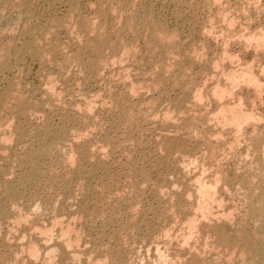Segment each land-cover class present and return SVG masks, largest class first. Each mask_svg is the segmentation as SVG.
I'll return each instance as SVG.
<instances>
[{"label": "bare ground", "instance_id": "1", "mask_svg": "<svg viewBox=\"0 0 264 264\" xmlns=\"http://www.w3.org/2000/svg\"><path fill=\"white\" fill-rule=\"evenodd\" d=\"M95 1L97 2V4L95 2V6L93 7L94 0H0V247L3 245L7 247L11 245L10 248L13 247L14 245L12 246L11 243H13L14 241L12 242L10 240L11 241L10 242L8 235L11 232L12 233L15 232L14 234L17 233V235L19 234L18 241L21 240L22 243L21 242H19V244L17 243V245H15L14 247L16 251L14 250L15 251L14 254H11L12 255L11 257L16 256L14 259V264H17V263L18 264H116V261L119 259V258L115 259L114 257L116 256H114V257H110L109 259L110 261L109 260L106 261L104 260L105 259L104 251L106 249L104 251H101L100 249H98L99 247L96 246L95 249L97 250L94 249L95 251L94 250L89 251L90 249L87 250L86 247H84V245L86 246L89 243H91L92 239L95 241V239L92 238V236L90 239V234H89L90 227H88L90 225H88V222L91 221L90 219L92 217L89 218V216L86 215V209H89L90 206H93L90 204V202H91V199L94 197V195H92L93 192H97L96 190L98 189V188L96 189V186H98L96 182L98 180L96 181L95 175L99 167H97V169L92 168L93 171L97 170L96 172L91 171V169L90 171L88 170L89 172H87L85 170V167L86 166L88 167L89 165V164L88 165L86 164V161L87 162H89V160H93V161L95 160V162L97 161L96 159H93L92 157L94 155V153L92 152H95L94 147L96 145L95 144H94L95 146L92 145L93 146L92 148L94 150L91 152V156L88 153L86 154L87 151L86 152L83 151L85 152L86 155H89V157H91V159L87 158L88 160H86L84 159L85 155H83L84 154L83 152H82L83 154L80 153L79 155V153L75 152L77 149L76 150L72 149L76 145L75 146L73 145L74 147L72 146L71 148V145L74 144L75 142L71 143L72 141L69 139V135H68L69 129H70L69 121H63L61 124V128L58 127L57 129L49 128L48 125L45 124L46 121H43L44 123L40 124L41 126L37 125L41 122L40 120H38L40 121L39 123H37L38 121L36 122V119L38 118V116L40 117V114H43V113L45 114L47 110L49 114H50L49 111L51 109L54 110V112L59 113V114L63 112L64 108H62L63 105L61 104L62 103L61 99H62V96L64 97L65 94H62V92L66 93L67 90L64 86H62V88L64 87L66 91L64 89L62 90V88L60 89L58 87L59 86L58 84L61 80L62 81L68 80V77L71 74V73L69 74V71L71 70V68L74 69V67H72L73 65L74 66L77 65V67L79 68V69L77 68L78 69V71L76 72L77 74L75 73L74 75L75 77L77 76L76 77L77 80L85 79V76H86L88 77L89 81L91 80L90 82L96 83L101 78L100 76L102 75V73L105 72L104 71L105 69H110L108 71L111 74H113V76H111L110 74L112 78H114L115 77L114 74L118 72L119 74L118 76H121L122 79L125 78L126 82H127L126 77L129 78L130 76L128 72H125L126 70H129L128 68H126L128 66L125 65L124 67L123 63L125 61L127 62L129 57H130L129 59H133V60L136 59L138 55L135 56L136 58H134V56L132 57V55H134L133 50L131 48L133 45L132 43L129 44L131 40L127 38H129V36L131 35L130 33L133 32L131 36H134V33L136 31L141 32V30L143 31V36L141 37H144L146 35L145 34L146 31L143 30L144 27H142L141 30H138L139 29L138 25L139 27H141L139 23L142 22L137 18L138 16L136 17L135 15L133 17H130L131 15H129V13H132L130 12L129 2L131 4L133 0L131 1L128 0L129 13L128 11H126V13L129 15L127 16L129 17V19L125 20L124 18H121V19H124L125 22H127V24L125 23L124 24L129 25V28H130L129 30H133V31H129L130 33L128 31H125L127 32L125 35L126 37L122 35V37H124V39L122 40L125 41L127 39L128 43L125 41L127 43L125 44L123 43L124 41L121 42L122 40L121 41L119 40L120 43L118 41H114V40H118L117 38L113 40L114 43L117 42L114 45L113 43H111L112 40H110L111 39L110 37L112 36V38H114L115 37L114 35L116 34V32L112 31L113 34L112 32L109 33L110 35L111 34L112 35L111 36L109 35L108 37L107 31H106L107 35H105L104 33L105 25L101 23L102 21L105 22V20L108 17L107 16L106 19L102 18L108 15L105 13L106 11L104 10L105 7H103L104 9H102V6L106 2L109 3V0L107 1L104 0L105 2L103 0H95ZM112 1L113 0H111V2ZM100 2L101 4L102 2H104V4H102L101 6V9L99 8L100 11L103 10L100 15H101V19H104V20L101 21L100 19V23H98L99 21L97 20L100 17V15L98 16L99 12L97 15H95V17H92L91 15L93 14L92 13L86 14L85 12L87 11L85 9L87 8L93 9L96 7L95 8V13H96L97 5L98 7L99 5H101V4H98ZM113 3L117 5L116 0ZM134 3H135V0H134ZM112 5L108 6V8L106 9H109V7H112ZM118 5L120 6V4ZM126 5L127 3L125 2V6ZM132 5L134 4L132 3ZM119 6L117 7L121 8V6L120 7ZM122 9L120 10L121 12H122ZM126 9H127V6H126ZM120 11L119 12L117 11L119 15L116 12L115 13L111 11L109 12L113 13V15L117 14L116 17L118 16L120 17L121 15ZM124 12H122V14ZM103 13H105V15ZM111 13H110L111 15L110 17L113 16ZM123 15L125 16V14ZM123 15H121V17ZM113 17L115 18V16ZM117 19H115V21L119 20L118 23L114 21V24L116 25L117 23V25L115 26L113 24V26H115L116 28H118L117 26H119L121 27L120 29H122V26H120L122 23L119 25L120 19L118 20ZM137 19L139 22H137ZM233 22L230 21L231 24H229L228 26L229 27L232 26L234 24ZM124 24H123V28H124ZM110 26L109 28H111ZM115 27H113L114 30L116 29ZM125 28L126 29L124 30H127L128 26H126ZM120 29L119 31L121 32ZM116 30H117V34H116L117 36L119 35L118 34L119 32H118V29ZM127 34H130V35L127 36ZM137 34H140V33L137 32ZM137 34L135 33V35ZM249 34H247V36L245 37V40H243L244 37L243 38L241 37L240 40L245 41L242 43L243 44L246 43L245 45L249 47L255 46V48L253 49H255V51L257 52L256 54H258L259 52L260 55L262 54L264 55V34L260 32V34H257V35L253 34L254 36L253 35L248 36ZM118 37L121 38L120 35ZM134 37L136 40L137 37L136 36ZM134 37H132V39H134ZM229 37H232V35ZM144 38L146 39L148 38V36L146 35ZM162 38L164 39L163 40L164 42H165V39L167 41L166 36L165 38L164 37ZM229 40L230 39H228L227 41ZM136 43L137 41H135V46L137 45ZM152 43L153 42H151V44L148 43L150 46H147L148 48L147 50L151 49L149 52L154 51L159 46V43H158V45H156L157 47H155V49L152 50L153 49L152 47L155 46V45L152 46L153 45ZM167 43L170 44L169 41ZM228 43L230 44V42ZM239 43H241V41ZM122 44H124L125 46H123ZM161 44L163 45V47L164 45H167L166 47L168 49L169 44H166V43L164 44L163 42ZM174 44H176V42ZM174 44L172 48L170 47L171 46L170 44L169 46L170 51H174L176 48H177L176 50L179 49L178 46L180 44L179 45L176 44L177 47L175 48H174L175 46ZM181 45L184 46L183 43ZM135 46H133V48H136ZM180 47H181L180 49L182 50L183 49L182 46ZM252 47L250 48L252 49ZM108 48L112 50V53L111 54L109 53L111 55L110 57L106 55L107 51L109 50ZM245 48L246 47L244 46V49ZM88 50L91 51L89 55L93 56V60L91 61L88 60L89 62L85 63L83 62L84 60H82V58H83V55L86 54L85 52H89ZM136 50L134 52L137 54L138 52H136ZM223 50L226 51L227 49L226 50L223 49ZM224 53L225 54H223L224 56L222 55L223 56L222 59L220 58L221 59L219 61L220 65L222 62H224L229 57L228 53L226 52ZM181 54L182 53H180V55ZM195 54L199 56V54H197L196 52L194 53L193 57L191 56L192 54L190 56L192 58L195 57L198 60ZM89 55H87V57ZM170 55L171 56L173 55L175 57V54H173L172 52L169 53V57ZM177 56L179 57V55ZM258 56L259 55H257V57ZM180 58H183V57H180ZM195 58L194 60L191 58L190 59L196 62ZM175 60H177L176 57H175ZM180 60L182 62L183 60L179 59L180 64H182ZM199 60L201 59L199 58ZM199 60L197 62H199ZM130 61L128 63H130ZM136 61L138 62V58L136 59ZM230 61L231 59L229 57L228 62ZM126 62L125 64H128ZM225 62L221 65V67L220 66L218 67L220 71L222 70L223 76H225L226 82H223V83L216 82L218 84L217 87H215L213 90H211L208 93L207 91H205L206 95L205 93H202L204 92L203 91L204 89L201 88L203 90L200 89L201 92L197 93L198 99L195 97V102L197 103H194L195 106L192 105L195 108L196 106L197 107L199 106L200 109H202L203 100H205L204 98H206L207 100L211 98L217 102L216 104L217 112H215V114L213 113V115L212 116L210 115L208 118L202 115L205 118L203 120L199 119L196 116L199 120H201L199 121L201 124L199 123V125L196 126L197 128L198 127L200 128V126L205 125L209 121L216 122V126H214V128L210 126L212 124L211 122H209L210 124H206L209 127L214 129L212 131L207 128L203 129L205 128L204 126L203 128H201V130L203 129L202 131L206 132L205 136L207 137V140L205 138L206 143L205 144L203 143V146H202V147L204 146L206 147V149L204 148L205 150L203 152L204 153L203 156L202 157L200 156L201 157L200 159H197L198 158L197 157L194 160H192L193 154H191L192 157L190 158L188 157L189 159H186V158L176 159L174 157L170 158L168 156L169 158L166 157L168 159L165 158V160L162 161L163 168L164 167L167 169L174 168L173 170H176L177 172L182 174L180 176L181 177L183 176L184 178V179L182 178L186 186L184 188L186 193L184 194L185 195L187 194V197H185L183 201V203L185 204V208L183 207L184 205H182L183 210L180 207L181 211L177 212L173 209L175 208L176 206L175 205V206H172L171 209H173L172 212L174 211L173 216L177 215L178 213L181 215H184V217L187 219V223H186L185 230L182 233H179L180 235H178V237L174 234V236L176 237V241L174 242L175 244L177 242L176 246L178 247V249H175L176 253L173 254L171 252L172 250L171 248L175 246L173 245L171 240L166 241L163 247L162 246L160 247V244H158L159 246L157 247L155 246L156 247L155 256L152 257V259L150 258L151 260L147 258L149 259L150 264L152 263L153 264H177V263H180L178 262V259L181 260V263H183L182 260L184 258L182 259L180 257H183L184 254L186 255L187 253H184L183 256L181 253L187 252V249L190 251V254L188 253V255H190V259H188L189 260L188 264H264V109H263V106H264L263 105L264 104L263 103L264 102L263 101L264 67L261 66L259 75H257L258 73L254 72L255 71L254 68L253 69L251 68L252 66L249 65L248 67V62H246L247 64L244 63L245 64L244 66H242L243 64H241L242 67L240 66L239 70L238 69L235 70L232 67L234 70L228 69L229 71L228 70L226 71L228 67ZM255 62H254L253 67L255 66ZM175 63H172L173 66L175 65ZM231 63L233 64V60ZM231 63L229 65H231ZM258 64L256 65V67L258 66ZM111 69H113V71H111ZM160 70H161V67H160ZM34 71H35V75L37 76V84L33 87L31 86L32 88L28 92H26L24 91V89H26L27 87L26 88L24 87V83H25L24 81L27 78V76L32 74ZM108 71H106L107 74H109ZM115 71L117 72L112 73ZM70 72H74V71H70ZM168 73H165V75ZM74 76L71 78H74ZM118 76L116 77V79L119 78ZM221 76L222 75H220V77ZM103 77H104V74H103ZM76 78H74V80ZM116 79L114 78V80L113 79L111 80H113L114 82L115 81L117 82L118 80H120V78L117 80ZM87 80L85 79V82ZM129 80L128 82L130 84L131 80L130 81ZM157 81L158 80H156V82ZM80 82L82 84L84 81L82 82L81 80ZM126 82H125V85H127ZM135 82H136L135 84H138L139 80H135ZM93 83L91 84L95 85V83L94 84ZM101 83H102V79L100 81V84ZM122 83L124 84V81H122ZM131 83H132L130 85L131 87L128 90L129 92L128 91L127 92L132 95L133 94L136 95L139 91H141L143 87L140 86V84L139 86H136L135 84H133V81ZM110 84L113 85V82ZM129 84L126 88L129 87ZM84 85L86 86V84ZM98 87L100 88V86ZM239 88L243 90L242 94L240 93L241 96L248 94V96L246 97V100H244L243 98L234 97L236 95L235 94L236 90H239ZM78 90H81V89L78 88ZM124 90L126 92L127 89H124ZM244 90L247 92L246 94L244 93ZM151 91H155V90L151 89ZM80 93L81 92L79 91V94ZM96 94L97 92L95 94H92V92L86 94V91H85V94H81L80 96L78 95L80 99H78V101H76V103L73 104V107L70 108L69 111L76 116L82 113L83 115L81 114V116H83L82 117L83 119L89 117L90 114H93L91 113L94 111L93 107L95 108V105L97 104V101L99 100V99L97 100V95L100 96V94H97V95ZM126 95H129V94L125 93V96ZM126 97H129V96H126ZM130 98H131V95H130ZM130 98L126 100H131L132 98L131 99ZM223 99L224 101H222ZM225 99L227 100L225 101ZM123 100L125 101V99ZM134 100H132V102ZM124 101L121 103L124 104ZM129 103L130 102L126 104H129ZM60 104L62 105V107L60 106ZM98 104L96 105V107L98 106ZM126 104H124V106ZM259 105L262 108V110L259 109L258 107ZM126 108L124 107V110ZM175 109H173L174 112H175ZM133 112L134 111L131 110L130 113H133ZM130 113L128 111V114L126 115L133 116V114H130ZM46 116L48 115L45 114V117ZM42 117H44V115ZM79 118H81L80 115H79ZM171 119H174V117H173L172 112H169L168 114H166V120H167L166 122L167 123L169 122L170 125L174 124L173 123L174 120H172L170 123ZM194 119H192V121ZM198 119H197V122H198ZM123 122L121 123L119 121L118 123L120 125L125 126ZM84 123L86 125L88 124L85 121H83V124H82V121H81L82 125H85ZM167 123H165L166 127L168 125ZM192 123L194 125L195 121ZM78 125L80 126V124ZM173 127H175V125ZM189 127H191V125ZM111 129H108V130H111ZM190 129H193V128L191 127ZM71 130L74 131L75 128L74 129L71 128ZM85 130L86 129H84V131ZM191 131L193 133V130ZM36 132H39L41 134V138L38 141H35L37 143L34 144L33 141L35 140L34 135L37 134ZM56 132H58V134H56ZM74 132L76 133L77 131H74ZM104 132L106 133V131ZM194 133L199 134L201 132L195 128ZM202 133L204 134V132ZM82 134L80 132L78 135L77 133L74 134L76 135L75 136L76 139L74 138L73 139L76 141V143L77 141L80 142L82 140V136H81ZM87 136H88V133H87ZM83 137L85 138L84 141H86L87 137H85V135ZM103 137H105V139H103L105 144L100 143L99 145L101 146V144H103L105 146L107 144L109 146V143L111 142L110 139H108L109 137L105 135ZM194 137H196V135ZM198 138H202V137L200 136ZM103 140L101 142H103ZM87 141L89 143L91 142L89 140ZM201 141H203V139ZM99 142L100 141H97V145ZM29 143L33 144L32 145L33 148L28 153L27 152L23 153L22 149H24L25 151ZM25 144L26 145L28 144V145L23 146ZM82 144H83V141H82ZM177 144L178 143L176 142V145ZM79 145H81V142L79 143ZM99 145L96 147H100ZM184 145L186 144L184 143ZM22 146L24 148H22ZM104 146H102V148L100 149L102 150ZM105 147L107 148V146ZM222 147L224 149H222ZM83 148L86 149L85 147ZM106 148H105V151H106ZM88 150L91 151L90 146ZM101 150L99 151V153L97 151L99 155L97 153H96L97 155H94L96 156L95 158H97L98 156L100 160L102 159V156L104 158L107 156V155L105 156L106 154L104 153L105 151L102 152ZM168 152L170 153L171 150ZM172 152L174 151L172 150ZM190 152L192 153L193 151H190ZM169 153L168 155H170ZM179 153L177 152L176 154L179 155ZM54 154H56L57 156L58 155L61 156V154L64 155L63 158L65 159V161L63 160L62 163L65 162L66 163L65 166L67 165L69 167L72 166L71 167L72 169L73 167H76L75 168L76 170H75V175L73 176L72 174L73 177L70 176L72 180L70 184H67L68 186L66 187L65 194H63L64 199L62 196L60 197L62 199V201L60 202L59 200L54 201L52 199L54 202L52 201V205L51 206L49 205L50 207L53 206L52 210L56 211V213H53V215L52 213L51 214L48 213V216H46L47 211H50L51 208L49 207L50 208L49 210L48 203L46 204V207H44L43 199L41 200V198H36L35 197L36 195L34 194V192H35V188L38 185L39 181L42 178H44L46 171L51 169V168L48 169L49 168L48 164H50V162L55 159ZM171 154H172L171 155L172 157L175 154V152L174 154L173 153ZM185 155H186V152H185ZM100 160H99V164L102 165L103 162ZM46 161L48 162V164L46 163ZM228 162L229 163L232 162L229 164L230 166L232 164L231 166L232 169H227L229 167L227 165ZM91 163L90 165H92V167H95L93 166L94 162H91ZM46 165H48V168H46ZM225 165H227V168ZM19 167L21 168V170L19 169L20 172L17 171L18 173H16V170ZM69 167L67 169H69ZM69 173H71V171ZM51 174L49 171V175ZM163 176L164 175H162V179L166 185V183H169L167 180L169 178L166 179V177H163ZM68 180L70 181V179ZM88 180L91 181V185L88 183ZM78 193H81V194H78ZM157 193L159 194V198L160 196L164 197V194L161 190H158ZM95 196L96 197H94V199L97 198L99 200V198L97 197L98 195L96 194ZM165 198L163 199L165 200ZM45 201H48V200H45ZM94 202L97 203V206H94V208L99 207L98 205L100 204V200L99 202H96L94 200ZM94 202H91V203L96 205ZM72 204H73V207L74 205L78 207L76 208V211L74 208H73V211L70 210L72 208L71 207ZM43 207L46 208L45 212H43L44 211ZM95 210H97V208H95ZM95 210L93 209V211ZM97 212L98 213L96 215L100 217L98 215L100 214L98 210ZM92 213L93 214H91V216L94 215V212ZM8 215H13L11 216V217H14L13 222L10 221L11 223L10 222L6 223L5 219ZM42 215L47 217V219H45L48 222L47 224L45 223L41 224L42 222L41 223L39 222L40 217ZM173 219H172V222H173ZM78 221H80L84 225H82L81 223L79 224ZM86 225H88L87 228H86ZM3 226L8 227L6 228L7 233L5 232L6 234L4 235L1 230ZM90 229H92V227ZM175 230H177V228ZM170 232H169V235L171 237L173 236L172 235L173 232L172 234ZM165 235H168V234H165ZM99 244L100 243H98V245ZM117 245L119 244L117 243ZM94 247L95 246H93V248ZM120 249L121 248L116 249V250L119 251ZM3 253L4 252L0 250V264H9L11 260L7 257L9 256V254L5 255ZM93 253L96 254L97 256L96 255L94 256ZM126 260H128V258ZM118 261L117 263H120V261L119 262Z\"/></svg>", "mask_w": 264, "mask_h": 264}, {"label": "rangeland", "instance_id": "2", "mask_svg": "<svg viewBox=\"0 0 264 264\" xmlns=\"http://www.w3.org/2000/svg\"><path fill=\"white\" fill-rule=\"evenodd\" d=\"M105 1H107V0H105ZM114 1L115 0H113L111 2V0H109V3L106 2L107 4L106 3L105 4L107 6L104 4V2H102V4H104L105 6L104 5L102 6L101 2L98 3L101 5H99V7L97 5L96 13H95L96 7L93 9L87 8V9H85L87 12H85V10H84V12L86 14L92 13L93 15H91V16L95 17V15H97L98 12H99V14H98V16H99L101 14V12L103 11V10L100 11L99 8L101 9V6H102V9H104L103 7H105L104 10L107 11V12L105 11V13L108 15H106L102 18L106 19V17L108 16L107 19L105 20L106 23L104 21H102L104 19H101V15L97 21H99L98 23H100V19H101V21H102L101 23H103V25H105L104 33H105V35H107V33H108V35H107L108 37L110 35L109 33H111L112 31L113 32L115 31L117 34L116 29H118V32H119L118 34L121 36V38L118 37L119 35L116 36L115 33H114L115 37L112 38L111 35L113 34V32L110 35L111 36L110 40H112L111 43H113V45L115 43H117V42L114 43V41L119 42V40L121 41L122 39H124V37H126L125 35L127 32H125V31H128V32L133 31V30H129L130 29L129 25H125V24H127V22H125V20L129 19V17H127V16L131 15L130 17H133L136 15V17L138 16L137 18L140 21H142L141 23H139L141 25V27H139V25H138L139 29L138 28L137 29L141 30L142 27H144L143 30L146 31L145 34L148 36V38H146V39L149 42H147L146 39L144 38L146 36L145 34H144L145 35L144 37H141V36H143L142 30H141V32H139V31L135 32L136 34H137V32L140 33V34H137L138 36L135 35V33H134V36H136L138 38V39L136 38V40H135L134 36H131L133 34V32L132 33L129 32L131 35L127 34V36L130 35L129 38H127V39L132 41V42L130 41L129 44L132 43V45L135 46V41H137V43H136L137 45L135 46L136 48H133V46L131 47L133 50V53H134V55H132V57L134 56V58H136L135 56L138 55L137 56L138 62L136 61L137 58L133 60V59H129L130 58L129 57L128 61L127 62L125 61V62L128 63L130 60H132L133 63H132V61H130V63H128V64H125V62L123 63L124 67H125V65L128 66L126 68H128L129 70H126L125 72H128V74L130 75L129 76L126 73L129 76V78L126 77V80L128 82V80L130 79L131 80V81L129 80L130 84H129V82L127 83L125 81V78L122 79L121 76H118L119 74L117 71L112 72V73L117 72L116 73L117 75L114 74V76H115L114 78L116 79V77L118 76L120 78V80L117 81L118 83L116 81L114 82L113 81L114 78L111 77V76H113V74H111L108 71L110 69L104 70L105 72L108 71L109 74H107V72H106V74H105V72L102 73L99 81H97L96 83L94 82L95 85H92L91 83H93V82H90L91 80L89 81L88 77H86V76H85V79L86 80L88 79L86 81L87 83L85 82V79H81L82 82L84 81L81 84V82H80L81 80H77V78H76L77 76L76 77L74 76L79 68L77 67V65H75V66L73 65L72 67H74V69L75 68L76 69L74 70L73 68H71L70 71H74V72L69 71V74L71 73L70 74L71 76L69 75L68 80H63V81L61 80L58 84L59 85L58 87L60 89L62 88V86H64L67 90L66 91L64 87L62 88V90L64 89L66 91V93L62 92V94H65V95H64V97L62 96V99H61L62 103L60 102L63 105V107L61 104H60V106L62 108H64L65 111L63 110V112H61V114H59V113L54 112V110H52L50 108L51 109L49 111L50 114L48 113V110H47L45 114L48 116L45 117L44 113L40 114L41 118L38 116L39 119L37 118L36 122L38 120H40L41 122L38 121L37 123H39V122L40 123L37 125L41 126L40 124H43L44 123L43 121H46L45 124H47L49 128L57 129L58 127L61 128V124L63 121H69L70 129H69L68 135H69V139L72 141L71 143H74V142L76 143V141L74 140V139H76V137H75L76 135H74V134L77 133V135H78L79 132L81 134L84 133L81 135L82 136V140L80 141L81 145H79V143H80L79 141H77L76 144L75 143L72 145L69 144V145H71V148L73 145L77 146V147L73 146L74 148H72V149H74V150L77 149L78 151L76 150L75 152L79 153V155L83 151H85V152L87 151L86 154L88 153L91 156V152L94 149H95V152H92V153H94V155H97L99 153V151L101 150L100 148H102V146H104L103 144H101V146L99 145L100 143H104L103 139H105V137H103V136L105 135V136L109 137L108 139H110V141H111L109 143V146L106 144L105 146H107V148L104 146V148H103L104 150L103 149L101 150L102 152H104L105 148H106V151L104 153H106L105 156L106 155L107 156L105 158L102 156V159L100 160L98 156H97V158H98L97 159V158H95L96 156H94L92 154L93 159H96L98 161V163H97V161L95 162V160L94 161L89 160V162L90 163L91 162L96 163V164L93 163V166H95V167H92V165H90V163L86 161V164L90 165V166L88 165V167L87 166L85 167V170L87 172H89L90 169H91V171H93L92 168L97 169V167H99L97 169L98 171L96 170L97 172L94 170L96 172V175H95L96 178L95 179H96V181L98 180L96 182V184L98 185V186H96V189L97 188L98 189L97 190L95 189L97 192H93L92 195H94V197H96L95 195L97 194L98 195L97 197L100 200V204L98 205L99 207H95L99 211L100 214H98V215L100 217H98L96 215L98 212L94 208V206H97V203H95L94 200L96 202H99V200L97 198L94 199V197L92 196L93 198L91 197L92 198L91 202H94L96 205H94L93 203L90 202V204L93 206L89 205L90 206L89 209H86V215L89 216V218H91V217L92 218L94 217V218L90 219L91 220L90 222L92 225L90 224V222H88V225H90V226L86 225V228H87V226L90 228L92 227V229L89 228L90 231L88 229L87 230L89 231L90 239L92 236V238H94L96 242L92 239L93 243L91 242L86 246L84 245V247H86L87 250L90 249L89 251H93L96 248V246H98L99 248L98 247L97 248L100 249L101 251H104L106 249L104 251V253H105L104 254V256H105L104 260L107 261L110 259V257L116 256L114 258L115 259L119 258L118 260L120 261V263H117V261H118L117 260L116 264H129V262H130V264H150L149 259L150 258L152 259V257L155 256V248L157 246H159L158 244H160V247L161 246L163 247L164 243L166 241L171 240L173 245H175L174 247L172 246L173 248H171L172 249L171 252L173 254L176 253L175 249H178V247L176 246L177 242H176V244L174 242V241H176V237L174 236V234L178 237V235H180L179 233H182L185 230L186 223H187V219L184 217V215H181L178 213L177 215L173 216L174 211L172 212L173 209L177 212L181 211L182 205H184L183 207L185 208V204L183 203V201H184L185 197H187V194L186 195L184 194V193H186V191L184 189L186 187L185 182L183 181L184 178H183V176L182 177L180 176L182 174H180L176 170H173L174 168L173 169L172 168L167 169L165 167L163 168L162 161L165 160V158L168 156L170 158L174 157L176 159L177 158L189 159L190 157L193 156L192 160L196 159L197 157H198L197 159H200L203 156V154H204L203 152L206 149V147L205 146L202 147V146H203V143L204 144L206 143L207 137L205 136L206 132L202 131V130L206 129V128L210 129L211 131L214 130L213 128H214V126H216V122L215 121H213V122L209 121L212 123L210 126L213 128L206 125V124H210L209 122H207L205 125L200 126V128L199 127L197 128L196 126L199 125V123H200L199 121L205 119L204 118L205 116L208 118L210 115L212 116L213 113L215 114V112H217V110H216L217 109V105H216L217 102L214 99H211L209 97L210 99H208V100L209 101L211 100L210 102L206 98H204L205 100H203L202 109H200L199 106L198 107L196 106V108L193 106H195L194 103H197V102H195V97L197 98L198 92H201V90L204 89L203 90L204 92H202V93H205V95H206L205 91H207V93L210 92L215 87H217V85H218L217 83L226 82L225 76H223V72H222V70L221 71L219 70L218 66L221 67V65L227 60L225 62L227 67H228L226 69V71L228 69L229 70H234V69L239 70L241 64H243L242 66H244L245 64H247L246 62H248V67H249V65L252 66L251 68L252 69L254 68V70H255L254 72L258 73L257 75H259V71H260L261 66L264 67V57H263L264 55L263 54L260 55L259 52H258V54H256L257 52L255 51V49H253V48H255V46H253V47L250 46V47H252V49H251L249 46L245 45L246 43L243 44L242 42H245L243 40H245V37L249 33L250 34L248 36L253 35V34L257 35V34H260V32H262V34H264V32H263L264 31V0H248V1L247 0H148V1L146 0V2H145V0H143V1L138 0V2H137V0H135V3L133 0L132 3L134 5H132V3L130 4V2H129L130 6L128 5V0L127 1L116 0L117 5H115L113 3ZM95 2L96 1L94 0L93 7L95 6ZM125 2L127 3V5H126L127 9L125 6ZM110 3H111V5L113 4L112 7H109V9H106V8H108V6H111ZM96 4H97V2H96ZM118 4H120L121 8L117 7V6H119ZM128 6L130 7V12H132L134 15L132 13H129V7ZM123 7H125V8H123ZM112 8H114V9H112ZM121 9H122V12L125 11L123 13V14H125V16L120 11ZM109 11L114 12V13L116 12L117 14L120 11V14L123 16L121 17V15H120V17L119 16L116 17L117 14L113 15V13H111ZM126 11H128L129 15L126 13ZM105 13H103V14L105 15ZM110 13L113 16H115V18L112 16L114 19L112 17H110L111 16ZM111 18L113 21L111 20ZM117 18L120 19L119 25L122 23L120 25V26H122V29H120L121 27H119V26H117L118 28L115 27L119 21ZM121 18H124L125 20L121 19ZM108 19H109V21H108ZM115 19H117L118 21H115ZM138 19H137V22H139ZM114 21L117 22L116 25L114 24ZM230 21L231 22L234 21L233 22L234 24L232 23L233 25L229 27L228 25L231 24ZM110 24H111V26H110ZM113 24L115 26H113ZM123 24H124V28H123ZM109 26L111 28H109ZM126 26H128V29L124 30V29H126L125 28ZM106 27H108V28H106ZM113 27H115L116 29L114 30ZM119 29L121 30L122 33L119 31ZM106 31H107V33H106ZM123 31L125 34L123 33ZM232 33H234V34H232ZM229 34H231L232 37H229V36H231ZM122 35H124V37H122ZM165 36L167 37V41L165 39V42H164L163 41L164 39L162 37L165 38ZM132 37H134V39H132ZM241 37L242 38L244 37V39L240 40ZM117 38H118V40H114ZM127 39L125 41L128 43ZM228 39H230V40L227 41ZM123 41L124 40H122L121 42H123ZM125 41L123 43L127 44ZM161 41L164 44L165 43L169 44V43H167L169 41L171 46L169 44L168 49H167V47H166L167 45H164V47H165V49H164L163 45L161 44L162 43ZM238 41L239 42L241 41V43H239ZM151 42H153L152 46L155 45L154 47H152L153 48L152 50H154L155 47H157L156 45H158V43H159V46H158L159 48L157 47L158 49L156 48L154 51L149 52L151 49L147 50L148 49L147 46H150L149 44H151ZM172 42H173V44L175 42L177 45L180 44L178 46V48H179L178 50H176L177 49L176 48L174 51H170V47L171 48L173 47ZM181 42L184 44V46L181 45L182 44ZM228 42H230V44ZM176 44H174L175 45L174 48L177 47ZM122 45L125 46L124 44H122ZM128 45H126V46H128ZM180 46H182V48L184 50L183 49L181 50ZM244 46L246 47L245 49H244ZM247 47H248V49H247ZM249 48H250V50H249ZM223 49H225V50L227 49L228 51L227 50L224 51ZM239 49H241V50H239ZM242 49H243V51H242ZM110 50L111 49H109L107 51V54L105 53L109 57L111 56L110 54L112 53V50L111 51ZM135 50H136V52H138L137 54L134 52ZM179 50H180V52H179ZM177 51L179 54L177 53ZM222 51L228 53V56L230 57L231 61L228 62V60H229V57H228V59H226L220 65L219 61L224 56L223 54H225ZM90 52L91 51L85 52L86 54L83 55V58H85V56H86V58L85 59L82 58V60H84L83 62L88 63L89 61L93 60V56L89 55ZM170 52L175 54V57L177 60H175V57L173 55L172 56L170 55V57H169ZM195 52L197 54H199V56L201 55L199 57L195 54L196 57L198 58V60H199V58L201 59V60H199V62H197L198 60L194 57L198 64L195 61L191 60V59L194 60V58H192V57L194 56ZM180 53H182V54L180 55ZM254 53H255V55H254ZM87 55H89V56L87 57ZM177 55H179V57ZM257 55H259V56L257 57ZM237 56L239 57V59ZM171 57H173V58H171ZM177 57L179 59H182V60L185 58L183 60V62L180 60L182 64H180L179 59ZM180 57H183V58H180ZM235 58H237V59H235ZM86 59H87V61H86ZM169 60H170V62L172 60V62L170 63ZM232 60H233V64L231 63ZM252 61H253V63H252ZM136 62H137V64H136ZM175 62H177V63H175ZM254 62H255V66L253 67ZM172 63H175V65L173 66ZM230 63L232 66L229 65ZM130 64H132V65H130ZM179 64H180V66H179ZM257 64H258V66L256 67ZM129 66H130V68H129ZM134 66L135 67L138 66V67L135 68ZM216 66H217V68H216ZM160 67H161L162 71L160 70ZM113 69H111V71H113ZM217 69H218V71H217ZM214 71H215V73H214ZM165 73H168V74L165 75ZM103 74H104V77H103ZM110 74H111V76H110ZM72 75L74 76V78H76L75 80H74V78H71V77H73ZM220 75H222V76L220 77ZM135 76L137 77V79ZM164 77H166V78H164ZM119 78H117V79H119ZM220 78L221 79L223 78V79L221 80ZM101 79H102V83L100 84ZM111 79H113V80H111ZM121 80L124 81V84L122 83ZM135 80H139L138 84H135L137 82V81L135 82ZM156 80H158V81L156 82ZM64 81H66V82H64ZM119 81H121V82H119ZM132 81H133V84H135L136 86H139V84H140V86L143 87L142 89L139 87L141 89V91H139V92H141V93L138 92L139 94L138 93L136 95L133 94L134 96L132 94L128 93L129 92L128 90L131 87L130 85L132 84L131 83ZM24 82L26 83V84L24 83V87L25 88L27 87L26 89H24V91L28 92L33 86H35L37 84V76L35 75V71L32 74H30L29 76H27V78L25 79ZM112 82H113V85L110 84ZM125 82L127 85H125ZM79 83H80V85H79ZM84 84H86V86ZM118 84H119V86H118ZM128 84H129V87L126 88L128 86ZM83 85H84V87H83ZM90 85H92V86H90ZM121 85H122V87H121ZM149 85H150V87H149ZM79 86H81V87H79ZM98 86H100V88ZM123 87H124V89H127L126 92L123 89ZM151 87H153V88H151ZM78 88H80L82 91L78 90ZM201 88H203V89H201ZM151 89L155 90V91H151ZM74 90H76V91H74ZM239 90H236V92H235L236 95L234 94L235 95L234 97L235 98L236 97L237 98H243L244 100H246V97L248 96V94H246L247 92L244 90V93L246 95H242L243 96L242 97L240 95V93L242 94L243 90L240 88H239ZM79 91L81 92L80 94H79ZM85 91H86V94L91 93V92H92V94H95L96 92H97V94H100V96H98L97 94L96 95H97V100L99 99L97 101V104L99 102L101 104L99 103L97 107H96V105H97L96 104L95 108L93 107L94 111L91 112L93 114H90V116H89L90 119H89V117H87V118L84 117L85 119H83L82 118L83 116H81L82 113L78 114L76 116L69 111V109L73 107V104L76 103V101H78V99H80V97H78V95L80 96L81 94H85ZM122 92L129 94V95H126L129 97H126L125 93L123 95ZM68 94H69V96H68ZM121 95L125 96L126 98L121 96ZM130 95H131L132 99L130 98ZM135 96H136V98H135ZM99 97H101V98H99ZM129 98L131 100H126ZM123 99H125V101ZM152 99H153V101H152ZM122 100L124 101V104L130 102L129 104H126L129 107L126 105L124 106V104L121 103V102H123ZM132 100H134V101L132 102ZM226 100L227 99H225V101ZM108 101H110V102H108ZM206 101H208V102H206ZM222 101H224V99ZM263 101H264V97H263ZM112 104H114V105H112ZM121 104L123 105V107ZM211 104H213V105H211ZM124 107L125 108L128 107V108H126L124 110ZM258 107H259V109L262 110L260 105ZM175 108H177V109H175ZM102 109H104V110H102ZM130 109L134 112L130 113L131 112ZM173 109H175V112ZM263 109H264V106H263ZM126 110H128L130 114H133V116L132 115H126V114H128V111H126ZM169 112H172L173 117H174V119L170 120V123L172 120H174L175 122L173 121L174 124H172V125L173 126L175 125V127L170 125L169 122L168 123L166 122L167 121L166 120V114H168ZM43 115H44V117H42ZM79 115L81 118H79ZM193 115H195V116H193ZM196 116L201 120H199ZM91 117H93V118H91ZM43 118H44V120H43ZM123 118H124V120H123ZM191 118L192 119L195 118L196 120L194 119L192 121ZM81 119H83V120H81ZM86 119L88 120V122ZM115 119L117 120V122ZM197 119H198V122H197ZM72 120H74V121H72ZM78 120L80 123L78 122ZM81 121H82V124H83V121H85L88 124L86 125L84 123L86 126L82 125ZM113 121H114V123L116 122L115 125H114ZM119 121L121 123L123 122V124L125 126L120 125L118 123ZM194 121L197 124L194 123V125H193L192 122H194ZM36 122H35V124H36ZM214 122H215V124H214ZM112 123L114 126L112 125ZM165 123L168 124L167 127H166ZM187 123L189 126L191 125V127L193 129H190L191 127H189L187 125ZM78 124H80L81 127ZM119 125H120V127H119ZM177 125H178V127H177ZM117 126L119 129L117 128ZM121 126H122V128H121ZM163 126H165V127H163ZM203 126L205 128H203ZM206 126H208V127H206ZM73 127L75 128L74 131H77L76 133L71 130V128L74 129ZM109 127H111L112 129ZM76 128H77V130H76ZM195 128L198 129L201 133L195 134L194 133ZM201 128H203V129L201 130ZM84 129H86L85 131L88 130L89 132L88 131L85 132ZM106 129L107 130L111 129V130H108L109 131L108 132ZM81 130H82V132H81ZM191 130H193V133ZM70 131H72L73 133ZM101 131L102 132L106 131V133L105 132L102 133ZM202 132H204V134ZM36 133L37 134L34 135V139H35L33 141L34 144L37 143L35 141H38L41 138V134L39 132H36ZM87 133H88V136L90 135L89 137L87 136ZM56 134H58V132H56ZM84 135H85V137H87L86 138L87 140L91 141L90 143L87 140L84 141L85 140V138L83 137ZM195 135H196V137H194ZM199 135L202 138H198V137H200ZM205 138H206V140H205ZM94 139H95V141H94ZM202 139H203V141H201ZM102 140H103V142H101ZM82 141H83L84 145L86 144L85 146L82 144ZM97 141H100L98 143V145L100 147H96V146H98ZM176 142L178 143L177 145H176ZM112 143L113 144L116 143V144L113 145ZM184 143L187 146L184 145ZM172 144H174L175 146ZM27 145L25 144L23 146H27ZM32 145L33 144L29 143V145L25 149V151H24V149H22L23 153L24 152L28 153L33 148ZM92 145L95 146L94 149L92 148L93 147ZM23 146H22V148H24ZM89 146L91 148V151L88 150ZM83 147H85L86 149H84ZM171 147H172V149H171ZM176 147H178V148H176ZM173 148L176 149L178 153L180 152L179 153L180 157L178 154H176L177 152ZM222 149H224V148L222 147ZM170 150H171V152L169 153L168 151H170ZM172 150L175 152V154H174V152H172ZM97 151H98V153H97ZM190 151H193V152L191 153ZM85 152H83L84 154L82 153L83 155H85L84 159H86V160L91 159V157H89V155H86ZM185 152H186V155H185ZM168 153L170 155H168ZM171 153H173L175 156L173 155L171 157V155H172ZM191 154H193V155L191 156ZM54 157H55V159H54L55 161L52 160L50 162V164H48L49 160H48V162L46 161V163L49 165V168H48V165H46V168H48V169L51 168V169L46 171L44 178L41 179L43 181H41V180L39 181L38 185L35 188V192H34V194L36 195L35 196L36 198H41V200L43 199V201L45 202L44 203L42 201L44 204V207H46V204L48 203V208L52 205L53 200L54 201L59 200V202L62 201V199L60 197L64 196L63 194H65L66 187L68 186L67 184H70V182L72 180L71 177H73L75 175V170H76L75 169L76 167H73V169H72L71 168L72 166L69 167L68 165L67 166L69 167V169H67L68 167L65 166L66 163L65 162L62 163L63 160L65 161V159L63 158L64 155L61 154V156L60 155L57 156L56 154H54ZM168 158H166V159H168ZM99 160L103 162L102 165L99 164ZM230 163H232V162H230ZM230 163L229 162L227 163V165L229 166L228 168H227V165H225L227 169H232V167H231L232 164L230 166L229 165ZM19 169L21 170V168L19 167L16 170V173H18L17 171H19ZM67 170H68V172H67ZM49 171H50V174L52 173L51 175H49ZM70 171H71V173H69ZM72 174H73V176H72ZM165 174H166V176H165ZM162 175H164L163 177H166V179L169 178L167 180L170 183V185H169V183H166V185H165V182L162 179ZM179 177H181V178H179ZM48 178H49V180H48ZM68 179H70V181ZM181 180H182L184 186H183ZM88 183L91 185V181L88 180ZM158 190H161L163 192L164 197L160 196V198H159V194L157 193ZM173 193H175V194H173ZM78 194H81V193H78ZM183 195H185V196H183ZM165 197L167 198L168 201L166 200ZM163 198H165V200ZM63 199H64V197H63ZM45 200H48V201H45ZM165 202L168 204H166ZM172 206H175V208L171 209ZM44 207H43L44 211L42 210L43 212H45V209H46ZM71 207L72 208L70 210H72V211H73V208L75 209V211H76V208H78L75 205L73 207V204ZM176 207H177V209H176ZM50 208H51V210H50ZM50 208H49L50 211H47L46 216H48V213H50V214L52 213V215H53V213H56V211L52 210L53 206ZM93 209L95 211H93ZM182 210H183V208H182ZM91 211L94 212L93 216H91V214H93ZM89 212H91V213H89ZM11 216H13V215H8L6 217V219H5L6 223H8L10 221L11 222L14 221L13 220L14 217H11ZM46 216L42 215L40 217L39 222L40 223L42 222L41 224H44V223L47 224L48 223L47 220H45V219H47ZM172 219H173V222H172ZM178 220H179V222H178ZM78 223L80 224L81 222L78 221ZM82 225H84V224H82ZM174 225H175V227H174ZM93 226H94V228H93ZM6 228H8V227L3 226L1 228L3 235L7 233ZM176 228H177V230H175ZM180 228L181 229L184 228V229L181 230ZM178 229H179V231H178ZM167 230H169V231H167ZM170 230H171V232H170ZM169 232L171 234L173 232V234H172L173 236H171L172 238L170 237ZM14 233L11 232L9 234L10 236L8 235L9 241L10 240L12 242L14 241L13 242L14 244L11 243L12 246L13 245L14 246L10 248L11 245L9 243V245H10L9 247L4 246V245L0 247V250L2 252H4L3 254H5V255L9 254L10 257L7 256L9 259H11L9 264H14V259L16 256L11 257L12 256L11 254H14V252L16 251V249L14 248L15 245H17V243L19 244V242H21V240L18 241V235L19 234L17 235V233L16 234H14ZM92 233H93V235H92ZM165 234H168L169 237H168V235H165ZM133 237H135V238H133ZM173 237H175V238H173ZM160 241H161V243H160ZM98 243H100V244L98 245ZM117 243L120 246L117 245ZM92 244H94V245H92ZM107 244H109V245H107ZM93 246H95V247L93 248ZM121 246H123V247H121ZM112 248L114 249V251ZM119 248H121L119 251L116 250ZM148 249H150V250H148ZM95 250H97V249H95ZM121 250H122V252H121ZM121 253H123V254H121ZM184 253H187V254L185 255ZM188 253L190 254V251L188 249H187V252L181 253L182 256L184 254L183 257H180L182 259L184 258L182 260L183 263H181V260H179V259H178V262H180L181 264H184V263L188 264L189 263L188 259H190V255H188ZM147 254H149V255H147ZM95 255L96 254H94V256ZM120 257H121V259H120ZM127 258H128V260H126ZM147 258H149V259H147ZM122 261H124V262H122ZM180 263H177V264H180ZM207 263H208V261H207Z\"/></svg>", "mask_w": 264, "mask_h": 264}]
</instances>
